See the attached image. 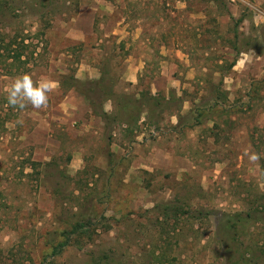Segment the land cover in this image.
<instances>
[{"label":"rangeland","instance_id":"rangeland-1","mask_svg":"<svg viewBox=\"0 0 264 264\" xmlns=\"http://www.w3.org/2000/svg\"><path fill=\"white\" fill-rule=\"evenodd\" d=\"M92 2L0 0V264H264V223L218 238L264 211V0ZM22 73L59 82L46 107L7 103ZM71 89L91 110L69 124ZM164 204L212 215L161 226Z\"/></svg>","mask_w":264,"mask_h":264},{"label":"trees","instance_id":"trees-1","mask_svg":"<svg viewBox=\"0 0 264 264\" xmlns=\"http://www.w3.org/2000/svg\"><path fill=\"white\" fill-rule=\"evenodd\" d=\"M2 3H0L1 5ZM236 56L240 54V52L236 49ZM9 51V50H8ZM16 59L20 60L22 56H15ZM8 58V57H7ZM10 59V58H8ZM12 59V58H11ZM236 57L234 58L233 62L228 66V70H232L235 65H236ZM102 93L104 94V99H109V97H112L113 94H106V91L104 90V88H101ZM112 92V91H110ZM218 93V94H217ZM217 98L221 97V94H219V91L217 90ZM223 98V95H222ZM92 105L94 107L95 103L93 101ZM128 106V105H127ZM121 114V113H120ZM118 115L119 119L122 117L121 115ZM204 113H199L198 116L203 115ZM101 117L105 118V119H110V116L106 113V112H101ZM148 117L152 118L151 114H148ZM113 121H115L114 118H112ZM121 120V119H120ZM160 210V218H158V222L161 224V226H168V222L170 221H174V226H177L179 220H181V218L183 216H188V217H195L196 219H206L208 217H210L212 215V213L210 212H200L198 213L196 216H193L191 214L190 210L185 209L184 207L181 206H174L171 204H164L162 206H159ZM158 209V208H157ZM262 214L264 215V211H257V212H248V213H244V212H238L232 216L230 215H225L223 216V218L221 220H223L225 223L220 227L221 232H219L218 238H219V243L222 246H227L230 247V241H236L237 239H239L238 236H240L243 232V229H245V226L250 224L251 226L255 225L256 223H264V218L262 217ZM246 222V223H245ZM86 222L83 223H78L76 224L71 231L64 233V237H65V241L61 242L60 244H58V246L53 250V255H59L63 249L69 244L70 239L72 238V236L79 234L82 231H85L86 227H87ZM264 245V244H263ZM259 252L261 253V255L264 256V247L259 249ZM167 255L163 254L161 256H156V254L154 255V258L158 261H160L161 257L165 258ZM240 258V260L235 261V264H242L241 261H243L246 263L247 260ZM246 264H255L252 263V261L247 262ZM256 264H258V262L256 261Z\"/></svg>","mask_w":264,"mask_h":264},{"label":"clouds","instance_id":"clouds-1","mask_svg":"<svg viewBox=\"0 0 264 264\" xmlns=\"http://www.w3.org/2000/svg\"><path fill=\"white\" fill-rule=\"evenodd\" d=\"M54 90V82L47 77L33 80L29 73L15 76L5 88L7 103L16 108L23 109L30 104L35 109L47 106L48 96Z\"/></svg>","mask_w":264,"mask_h":264},{"label":"crops","instance_id":"crops-1","mask_svg":"<svg viewBox=\"0 0 264 264\" xmlns=\"http://www.w3.org/2000/svg\"><path fill=\"white\" fill-rule=\"evenodd\" d=\"M107 0H97V2H92L90 4H88L87 7H83V11L84 10H88V11H96V9H98L99 5H102L103 6V3L106 2ZM234 1V0H232ZM102 2V3H101ZM97 3V4H96ZM98 5V6H97ZM87 19V18H86ZM93 20L94 19H89L88 21L84 20V17H81L79 16L77 18V21L75 22V24L73 25V27L70 29V32H69V35H72V37H74V39H78V40H81L83 41L84 39V35H88V34H92L91 33V26L93 24ZM92 21V22H91ZM92 23L91 25H88L89 23ZM78 35H82L81 37H78ZM236 66V65H235ZM133 75H129L128 77V81L130 82V84L132 86H136L138 84V78L137 77L136 79L132 77ZM77 79V78H76ZM54 84L56 86H59V82L55 81ZM55 86V87H56ZM113 92V91H112ZM114 93V92H113ZM114 99L113 98V95L112 97H109V99H107L106 101H109L111 102V100ZM63 106L66 107V110H65V117H66V120L64 118V121L66 123H69V124H72V123H75L77 120L76 119H73V117L71 118V114L70 112H75L76 113V110H77V107H83L85 109V111L79 116V119L82 120V121H85L83 118L87 115V113H89V111L91 110L90 108V102H89V99L88 97L86 96V94H78L74 91V89H71L69 91V94L67 95L64 103H63ZM69 111V113H68ZM110 111H113V110H110ZM107 113H110L109 111H107ZM112 113V112H111ZM147 114V113H146ZM68 115V116H66ZM149 117H147L146 115L143 117H141V120H139V124L143 123V122H146V120L148 119ZM92 123H90L89 121L86 122V127L87 129H90L92 126H90Z\"/></svg>","mask_w":264,"mask_h":264}]
</instances>
